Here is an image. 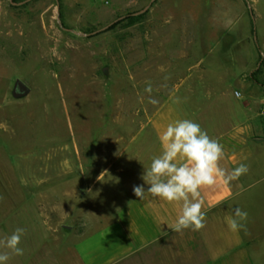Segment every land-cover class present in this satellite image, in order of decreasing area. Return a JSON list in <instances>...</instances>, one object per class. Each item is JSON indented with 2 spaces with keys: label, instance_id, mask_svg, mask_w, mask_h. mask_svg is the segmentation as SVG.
<instances>
[{
  "label": "rangeland",
  "instance_id": "1",
  "mask_svg": "<svg viewBox=\"0 0 264 264\" xmlns=\"http://www.w3.org/2000/svg\"><path fill=\"white\" fill-rule=\"evenodd\" d=\"M12 1L0 0L1 165L32 176L89 158L92 184L176 84L219 87L223 67L225 96L239 92L264 119V0ZM17 80L29 92L15 99ZM78 173L53 184L78 193ZM256 193L264 232V183Z\"/></svg>",
  "mask_w": 264,
  "mask_h": 264
},
{
  "label": "crops",
  "instance_id": "2",
  "mask_svg": "<svg viewBox=\"0 0 264 264\" xmlns=\"http://www.w3.org/2000/svg\"><path fill=\"white\" fill-rule=\"evenodd\" d=\"M228 70L233 69H219L221 86L213 89L204 83L194 88L186 87V81L176 84L139 122L127 149H119L92 184L94 163L89 158L81 165L68 158L60 165H36L32 176L4 160L0 238L17 227L25 229L20 244L24 254L10 255L7 264H264L256 193L264 183V165L259 163L264 155V119L248 103H239L234 93L225 96L234 80L226 76ZM175 119L198 123L223 145L219 166L226 172L241 163L249 167L237 180L201 189L206 226L200 231L176 233L168 228L181 214L182 202L147 194L140 200L133 192L136 185L149 187L141 177L161 153L160 134ZM75 170L84 184L78 193L53 184L65 177L73 186ZM236 208L248 214L245 229L239 231L229 227Z\"/></svg>",
  "mask_w": 264,
  "mask_h": 264
},
{
  "label": "clouds",
  "instance_id": "3",
  "mask_svg": "<svg viewBox=\"0 0 264 264\" xmlns=\"http://www.w3.org/2000/svg\"><path fill=\"white\" fill-rule=\"evenodd\" d=\"M145 91L152 92L150 83ZM149 103L156 105L158 101L150 97ZM159 141L161 153L152 158L150 167L141 177L149 187L145 190L144 185L134 186V195L140 200L146 199L147 194L168 202H182L181 214L175 223L167 224L168 228L176 233L185 229L200 231L206 226L201 189L237 180L248 173L249 167L241 163L231 172L221 168L219 161L224 154L223 145L190 119H175L168 123ZM247 217L246 211L236 208L229 220L230 229H245L243 222L247 221ZM24 234L25 229L17 227L10 235L0 238V249H7L0 251V264H7L10 255L24 254L20 247Z\"/></svg>",
  "mask_w": 264,
  "mask_h": 264
},
{
  "label": "water",
  "instance_id": "4",
  "mask_svg": "<svg viewBox=\"0 0 264 264\" xmlns=\"http://www.w3.org/2000/svg\"><path fill=\"white\" fill-rule=\"evenodd\" d=\"M10 4L12 6H18L20 4H16L14 3L12 0H9ZM150 7V5L144 7L142 10L132 14L133 16H139V15H142L144 14L148 8ZM107 27L103 28L102 30H105L107 29ZM29 92V88L24 84L22 83L21 81L17 80L15 83H14V87H13V91H12V96L15 98V99H18V98H22V97H25Z\"/></svg>",
  "mask_w": 264,
  "mask_h": 264
},
{
  "label": "built area",
  "instance_id": "5",
  "mask_svg": "<svg viewBox=\"0 0 264 264\" xmlns=\"http://www.w3.org/2000/svg\"><path fill=\"white\" fill-rule=\"evenodd\" d=\"M234 97L238 100L242 99V95L239 92H234ZM260 115L264 117V107L262 108Z\"/></svg>",
  "mask_w": 264,
  "mask_h": 264
}]
</instances>
